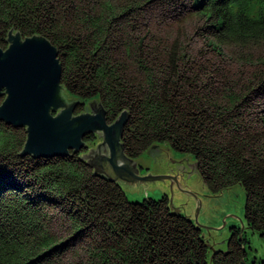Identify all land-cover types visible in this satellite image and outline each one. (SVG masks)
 <instances>
[{
	"label": "trees",
	"instance_id": "1",
	"mask_svg": "<svg viewBox=\"0 0 264 264\" xmlns=\"http://www.w3.org/2000/svg\"><path fill=\"white\" fill-rule=\"evenodd\" d=\"M142 2L0 0V48L10 31L46 39L58 52L62 97L77 103L74 115L93 101L109 124L125 112L120 143L128 159L167 147L193 159L211 195L239 187L244 231L231 227L225 251L212 250L169 196L129 201L120 183L90 167V150L22 157L25 128L0 122V264H53L71 248L73 264H264L248 263L245 250L246 230L264 236V108L259 117L246 111L256 92L264 107V52L254 55L264 51V0L177 3L186 9L180 16L201 24L203 53L184 36L133 35ZM229 47L245 75L237 82L223 73Z\"/></svg>",
	"mask_w": 264,
	"mask_h": 264
},
{
	"label": "water",
	"instance_id": "2",
	"mask_svg": "<svg viewBox=\"0 0 264 264\" xmlns=\"http://www.w3.org/2000/svg\"><path fill=\"white\" fill-rule=\"evenodd\" d=\"M6 43L5 50L0 48V122L14 129L25 128L26 138L20 156L34 159L67 157L70 151L77 154L85 148L86 135L97 134L102 143L84 156L96 174L120 183L131 197L142 195L158 199L167 193L170 208L183 212L202 229L197 222L200 202L190 192L205 197L221 194L211 195L203 187L196 164H187L188 157L181 161H173L170 157L167 160V154L155 147L156 150L147 152L153 163L163 169L169 162L175 166L184 163L186 173L180 177L169 175L168 171L166 175H139L137 165L146 167L148 160L141 156L133 161L123 153L120 141L127 118L125 112L109 124L104 110L93 101L84 113L74 115L77 103H67L62 97V71L56 48L44 38L21 39L12 31L8 33ZM203 228L206 231L215 229ZM240 229H244L243 224ZM207 240L210 246L215 245L209 234ZM221 243L223 241L216 244Z\"/></svg>",
	"mask_w": 264,
	"mask_h": 264
},
{
	"label": "rangeland",
	"instance_id": "3",
	"mask_svg": "<svg viewBox=\"0 0 264 264\" xmlns=\"http://www.w3.org/2000/svg\"><path fill=\"white\" fill-rule=\"evenodd\" d=\"M131 1L133 0H114L115 4L117 5H124ZM168 1L169 2L167 4L163 3V0L162 3H158L161 1L157 0H147V2L140 3L137 6L139 11L135 15V17L131 18L130 20V24H135L137 28V31L133 35H146L150 37L154 36L155 38L160 39H162L163 37L184 36V43L187 47H189L190 50L193 49V51L196 52L201 49V53H203L205 48L204 42L202 40L203 37H201V33H198L196 31L197 27L201 24L196 23L194 20H188L187 18H184V16H180L186 10L185 8L183 9L181 6H177V3L179 4L180 2H182V0ZM184 4H186V2H184ZM137 20L138 22H136ZM128 22L129 19L127 20V23ZM263 52L264 51L254 52V55L255 57H258L261 56L260 53ZM225 54L227 56H232L233 60L231 61L232 63L229 61L227 65L223 64V73H225L231 81L237 82L238 79L242 77V75L239 74L242 66L237 64L238 58L230 47L225 49ZM242 78L244 79L245 75ZM261 99L262 97L258 94V92L249 96V100L253 104V107H250L246 111L251 114V117L255 115L259 117V111L264 108L261 105L263 103V100ZM99 143H102L101 137H99L94 144L86 145L83 150H95L96 146ZM158 148L167 154V160H169L170 157V159H172L173 161H181L182 159L188 157L187 164H192L194 162L190 156L175 153L173 151H170L167 147ZM88 152L86 153V155H88ZM147 152H145L141 156H145L147 158L148 165L146 167L137 165L139 175H166V169H163L157 163H153V158L147 155ZM122 190L126 195L127 199L131 202H142L144 199L148 198H144V196L142 195L139 197H131L126 193L123 188ZM190 193L191 195H195V197L198 198L197 202H200L197 217L198 224L203 227L215 228L207 229V231L203 227L201 229L205 237H208V234L210 237H212L213 244L215 245H212L211 248L216 251H225V241L229 237L230 228L233 226H237L240 228L241 224H243L244 226V193L239 187H233L232 189L224 190L222 193H220V196L216 197H205L193 192ZM163 195L169 196L167 193H164ZM180 213L184 215L183 212ZM245 232L246 237L248 239V244L245 245L248 263H253L255 260L258 263L264 262V236L252 234L250 230H246ZM222 241L223 243L216 244ZM72 250L73 248L70 249L69 253L59 258L57 260L58 262L55 261L53 264H73L74 260L71 258V254L73 253Z\"/></svg>",
	"mask_w": 264,
	"mask_h": 264
},
{
	"label": "flooded vegetation",
	"instance_id": "4",
	"mask_svg": "<svg viewBox=\"0 0 264 264\" xmlns=\"http://www.w3.org/2000/svg\"><path fill=\"white\" fill-rule=\"evenodd\" d=\"M151 150H156L155 149V147H152V148H150ZM173 163H171V162H169V165H167L166 167V171H168V172H170L169 173V175H178L179 177L180 176H182V175H184V173H186V167L187 166H185V164L183 163L182 165H177V166H175V164L174 165H172Z\"/></svg>",
	"mask_w": 264,
	"mask_h": 264
},
{
	"label": "bare ground",
	"instance_id": "5",
	"mask_svg": "<svg viewBox=\"0 0 264 264\" xmlns=\"http://www.w3.org/2000/svg\"><path fill=\"white\" fill-rule=\"evenodd\" d=\"M136 22H138V20H137ZM136 22H135V23H136ZM139 25H140V22H139Z\"/></svg>",
	"mask_w": 264,
	"mask_h": 264
}]
</instances>
